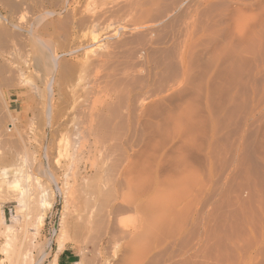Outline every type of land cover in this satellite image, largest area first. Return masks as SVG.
I'll list each match as a JSON object with an SVG mask.
<instances>
[{
    "label": "rangeland",
    "instance_id": "1",
    "mask_svg": "<svg viewBox=\"0 0 264 264\" xmlns=\"http://www.w3.org/2000/svg\"><path fill=\"white\" fill-rule=\"evenodd\" d=\"M0 16V264H264V0Z\"/></svg>",
    "mask_w": 264,
    "mask_h": 264
},
{
    "label": "bare ground",
    "instance_id": "2",
    "mask_svg": "<svg viewBox=\"0 0 264 264\" xmlns=\"http://www.w3.org/2000/svg\"><path fill=\"white\" fill-rule=\"evenodd\" d=\"M9 4H11V3H9ZM15 4H16V3H15ZM19 4H20V3H19ZM0 17H1V16H0ZM34 38H35V37H34ZM39 40H40V39H39ZM34 41H36V40L34 39ZM34 43H35V42H34ZM34 43L31 44V45H34ZM36 43H37V45H38V43L40 44V41L38 42V40H37ZM37 45H36V46H37ZM41 45H42V43H41ZM41 47H42V46H41ZM32 48H33V47H32ZM42 48H43V47H42ZM36 49L39 50V51L37 50V52H38V53L36 54L37 57H38V56H41V57H42V56H46L48 60L51 59V56H50V55H49V56H50L49 58H48V56H47V55L49 54V52H48V54L46 53V54H47V55H46L45 52H44V51H45L44 48H43L44 51H41L42 49L40 50V45H39V48L36 47ZM36 49H32V50H36ZM46 51H47V50H46ZM33 52H35V51H33ZM38 54H39V55H38ZM37 57H35V58H37ZM41 57H40V58H41ZM38 58H39V57H38ZM38 58H37V60H38ZM42 58H43V57H42ZM43 59H45V58H43ZM52 59H53V57H52ZM52 59H51V60H52ZM51 60H50V61H51ZM53 60H54V59H53ZM53 60H52V61H53ZM39 61H41V60H38V62H39ZM50 61H49V62H50ZM39 63H40V62H39ZM43 63H44V61H43ZM53 63H54V62H53ZM4 67H5V66H4ZM1 68H2V67H1ZM3 70H4V68H3ZM3 70H2V71H3ZM4 71H5V70H4ZM40 221H42L41 218H40ZM20 248H21V247H20ZM19 250H20V249H19ZM21 253H23V252H21ZM23 254H24V253H23ZM16 255H17V254H16ZM24 255H25V254H24ZM21 256H22V255H21ZM17 257L19 258V256H17ZM20 258H21V257H20ZM22 259H23V258H22ZM11 262H12V261H11ZM13 262H14V261H13ZM17 262H18V260H17ZM21 262H22V261H21ZM14 263H16V262H14ZM18 264H19V263H18Z\"/></svg>",
    "mask_w": 264,
    "mask_h": 264
}]
</instances>
